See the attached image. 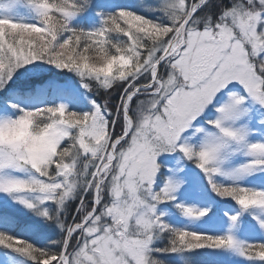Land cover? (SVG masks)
Returning a JSON list of instances; mask_svg holds the SVG:
<instances>
[{"label": "snow or ice", "instance_id": "1", "mask_svg": "<svg viewBox=\"0 0 264 264\" xmlns=\"http://www.w3.org/2000/svg\"><path fill=\"white\" fill-rule=\"evenodd\" d=\"M2 264H264V0H0Z\"/></svg>", "mask_w": 264, "mask_h": 264}, {"label": "rangeland", "instance_id": "2", "mask_svg": "<svg viewBox=\"0 0 264 264\" xmlns=\"http://www.w3.org/2000/svg\"><path fill=\"white\" fill-rule=\"evenodd\" d=\"M125 2H128V3H136L138 2V0H125ZM145 2H150V0H145ZM0 264H2V262H0Z\"/></svg>", "mask_w": 264, "mask_h": 264}]
</instances>
